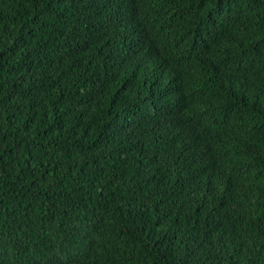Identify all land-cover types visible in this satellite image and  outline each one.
I'll return each mask as SVG.
<instances>
[{"label": "trees", "instance_id": "16d2710c", "mask_svg": "<svg viewBox=\"0 0 264 264\" xmlns=\"http://www.w3.org/2000/svg\"><path fill=\"white\" fill-rule=\"evenodd\" d=\"M0 264H264V0H0Z\"/></svg>", "mask_w": 264, "mask_h": 264}]
</instances>
